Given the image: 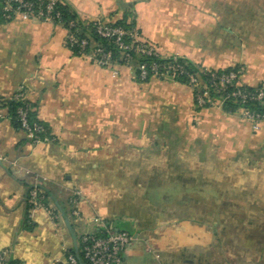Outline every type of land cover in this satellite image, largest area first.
<instances>
[{
  "label": "crops",
  "instance_id": "crops-1",
  "mask_svg": "<svg viewBox=\"0 0 264 264\" xmlns=\"http://www.w3.org/2000/svg\"><path fill=\"white\" fill-rule=\"evenodd\" d=\"M64 2L89 21L131 12L161 55L240 67L249 86L264 81V0ZM66 35L48 22L0 23V99L25 90L53 138L33 145L0 110V253L67 264V222L80 245L110 223L133 237L122 264H264V128L198 109L188 86L140 83L127 67L76 56ZM34 187L49 193L59 220L42 209L27 217Z\"/></svg>",
  "mask_w": 264,
  "mask_h": 264
},
{
  "label": "built area",
  "instance_id": "built-area-1",
  "mask_svg": "<svg viewBox=\"0 0 264 264\" xmlns=\"http://www.w3.org/2000/svg\"><path fill=\"white\" fill-rule=\"evenodd\" d=\"M59 3V0H49L45 10L41 7H37L32 2L26 0H4L2 13L3 18L6 20H22V21H41L48 22L54 25H59L60 14H53L55 5ZM97 24V33L105 39H114L115 45L123 51L122 61L123 64H118L113 60L112 52L107 51L104 47L96 45L89 53H84L85 48L88 45V40H79L66 30L67 35L65 39L66 46L70 49L73 47L80 48V54L82 56L90 58L93 62L104 68H116L127 67L133 74L135 71H140L139 78L142 82H145L150 74L146 65H136L132 60L130 51L136 55H161L158 48L146 41L137 31H126L122 27H113L107 23H103L101 19L95 20ZM71 26H74L71 24ZM128 36L131 42L125 44L123 38ZM163 56V55H161ZM171 57L175 63L171 65L163 66V70L160 71V66L153 64L151 67V79L176 81L177 74L184 73V69L180 64H177L176 60L179 56H163ZM201 71L210 75V81L207 85H204L199 74L189 75L188 87L194 92L199 91L202 87L205 89L203 93L196 94V106L200 109L208 108H221L223 109L224 103L229 99L240 101L245 104L247 101H259L264 103V81L257 86H252L253 91H247L246 85L242 82V70L239 71H220L209 68H202ZM178 83V82H177ZM231 86L235 90L229 94L224 95L223 91L226 87ZM212 91L215 94L222 93V96L215 98L212 96ZM15 100L26 101V91L20 90L14 96ZM29 108H19L17 111V119L20 123V129L24 131L28 140L33 145L42 143H49L53 141L52 135L39 122H31L28 118ZM238 113L247 120L254 131H259L264 128V113H256L247 108H240ZM0 118L2 114L0 113ZM80 193L76 192L75 196H79ZM72 204H76V199H73ZM27 203L31 205L30 211L36 209H42L46 211L53 220H59L60 215L52 206V204L45 203L44 198L40 195L38 187H34L30 190ZM74 214L77 212L74 210ZM101 229L94 234L85 235L81 239L80 245V261L76 257L75 253H68L67 264H81L82 259L87 264H122L124 254L133 241V237L130 233L123 230H116L112 224H101ZM9 260V254L6 251L0 253V264H7Z\"/></svg>",
  "mask_w": 264,
  "mask_h": 264
},
{
  "label": "trees",
  "instance_id": "trees-1",
  "mask_svg": "<svg viewBox=\"0 0 264 264\" xmlns=\"http://www.w3.org/2000/svg\"><path fill=\"white\" fill-rule=\"evenodd\" d=\"M28 2L34 3V5L37 7H41L42 10H45L46 6L49 3V0H26ZM4 0H0V23H7L10 22V20H6L3 18L2 8H3ZM59 13V21L61 26L68 30L71 35H73L75 38L79 39L80 41L83 39L88 40V45L84 50V53H89L96 45H100L104 47L107 51L112 52L113 60L118 64H123L122 61V54L123 51L119 49L118 46L115 45L114 39H105L101 37L97 33V24L95 21H89L85 20L82 17L78 15V13L69 5L68 3L64 2V0H59V3H57L54 7L53 14ZM103 23H107L108 25H111L113 27H122L126 31H137L140 35V31L138 30L136 26L135 17L131 12H128L121 20L118 21H112L108 19H101ZM73 24L74 26H71ZM123 42L125 44H128L131 42V39L128 36H125L123 38ZM72 53L76 56H82L80 54V48L73 47L70 48ZM129 54L132 57V60L135 61L134 64L136 65H146L148 71H149V78L142 82L139 78L140 71H135V79L140 83H146L151 80V67L153 64H157L160 66V71L163 70V66L174 64L175 61L171 57H163L161 55L154 56V55H136L134 52L130 51ZM177 64H180L183 69L184 73L177 74L176 81L182 85L188 86L189 85V75H197L199 74L202 82L204 85H207L210 81V75L203 73L201 71L202 67H199L198 65L192 63L191 61L183 58L178 57L176 60ZM239 71L241 70L240 67H231L228 69H223L220 71ZM235 88L228 86L223 91L224 95L229 94L233 92ZM247 91H253L254 89L252 86H246ZM205 89L202 87L199 89V91H194V100L196 99V94L203 93ZM212 96L215 98H219L222 96V93L215 94L212 91ZM196 104V102H195ZM29 108L30 111L28 113L29 121L31 122H39L40 124L44 125L42 122H40L36 116L34 111L32 110V106L28 100L26 101H18L14 98L9 100H2L0 99V110L6 109L9 113V117L14 121V123L20 128V123L17 119V111L19 108ZM197 107V106H196ZM247 108L253 112L256 113H264V103L259 101H247L245 104L241 103L240 101H235L234 99H229L224 103L223 110L228 114H237L240 108ZM198 108V107H197ZM200 109V108H198ZM201 110V109H200ZM46 127V125H44ZM46 129H48L46 127ZM40 191V195L44 198L45 203H49L50 195L47 191H45L43 188H38ZM27 211L29 216V211L31 209V205L27 203ZM70 253H74L71 251ZM82 262L84 264H87L83 259ZM7 264H16L15 262L8 260Z\"/></svg>",
  "mask_w": 264,
  "mask_h": 264
},
{
  "label": "rangeland",
  "instance_id": "rangeland-1",
  "mask_svg": "<svg viewBox=\"0 0 264 264\" xmlns=\"http://www.w3.org/2000/svg\"><path fill=\"white\" fill-rule=\"evenodd\" d=\"M212 209H213V207L210 206V207H209V212H210V213H209V216H210V218L212 219V220H210V221L215 222L216 220H215V218H213L212 216H213V215H217V214H218V216H220V213L214 212V211H212ZM223 213H224V214H227V213H228V214H230L229 216L232 217V216H231V214H232L231 212H223ZM223 213H221V214L223 215ZM236 215H237V214H236ZM246 216H247V215H246ZM230 217H229V218H230ZM241 219H242V220L245 219V214H244V213H242V215H241ZM244 230H245V229H244ZM232 231H233L232 227H229V230H228L227 233H232Z\"/></svg>",
  "mask_w": 264,
  "mask_h": 264
},
{
  "label": "water",
  "instance_id": "water-1",
  "mask_svg": "<svg viewBox=\"0 0 264 264\" xmlns=\"http://www.w3.org/2000/svg\"><path fill=\"white\" fill-rule=\"evenodd\" d=\"M67 226H68V228L71 230V232L73 234L74 242H75V251H74V253H75L76 257L78 258V260L80 261L81 260L80 259V244H78V241L76 239V235L73 233L72 228H71V226H70V224L68 222H67ZM81 264H83V263H81Z\"/></svg>",
  "mask_w": 264,
  "mask_h": 264
}]
</instances>
